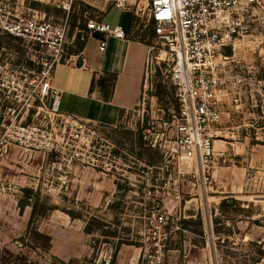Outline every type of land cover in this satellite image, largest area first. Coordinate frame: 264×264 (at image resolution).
I'll return each instance as SVG.
<instances>
[{
	"label": "rangeland",
	"instance_id": "obj_1",
	"mask_svg": "<svg viewBox=\"0 0 264 264\" xmlns=\"http://www.w3.org/2000/svg\"><path fill=\"white\" fill-rule=\"evenodd\" d=\"M61 1L0 0V23L66 21L62 56L73 59L83 50L76 40L93 46L87 19L114 4L74 0L66 11ZM132 32L154 44L145 17ZM41 57L0 27V264H110L114 253L112 264H264V0L224 66L220 134L206 165L173 142L163 61L153 60L137 104L114 125L86 121L80 133L39 96ZM21 124L39 131L19 145L9 134Z\"/></svg>",
	"mask_w": 264,
	"mask_h": 264
},
{
	"label": "built area",
	"instance_id": "obj_2",
	"mask_svg": "<svg viewBox=\"0 0 264 264\" xmlns=\"http://www.w3.org/2000/svg\"><path fill=\"white\" fill-rule=\"evenodd\" d=\"M74 0H62L60 6L68 11ZM114 5L130 10L135 19L145 17L151 22L154 44L147 43L144 81L151 71L153 60L168 67V82L176 104L171 121L173 142L181 152L193 153L201 165L213 156V143L220 134V96L222 73L228 60L224 52L233 47L245 32V17L257 0H112ZM9 34L31 40L42 54L36 69L38 93L49 99L51 112L69 119L80 133L86 121L59 110L60 92L51 84L54 67L61 62L77 63V57L65 60L62 56L67 24L41 17H18L0 23ZM134 27V26H133ZM89 36H98V50L105 48V37L129 38L121 25L89 18L84 24ZM39 131L36 125H18L10 132L16 144L25 143L28 134ZM94 132V131H91ZM92 133H90L91 135ZM88 135V136H90ZM75 149L70 157H77ZM53 168V165H52ZM56 168L62 169L59 162ZM66 176V175H64ZM65 182V179H62Z\"/></svg>",
	"mask_w": 264,
	"mask_h": 264
},
{
	"label": "crops",
	"instance_id": "obj_3",
	"mask_svg": "<svg viewBox=\"0 0 264 264\" xmlns=\"http://www.w3.org/2000/svg\"><path fill=\"white\" fill-rule=\"evenodd\" d=\"M133 13L117 5L103 16L111 24L121 25L130 34ZM98 36L89 37L77 59L81 65L69 62L58 63L53 70L51 84L60 92V110L78 119L114 125L120 110L133 108L141 95L147 44L135 39L105 37L104 50H98ZM89 40V39H88ZM87 40V41H88ZM105 72L116 74L111 97L104 100L98 81Z\"/></svg>",
	"mask_w": 264,
	"mask_h": 264
},
{
	"label": "trees",
	"instance_id": "obj_4",
	"mask_svg": "<svg viewBox=\"0 0 264 264\" xmlns=\"http://www.w3.org/2000/svg\"><path fill=\"white\" fill-rule=\"evenodd\" d=\"M134 21H135V17L133 16L132 17V23H131V29L134 26ZM135 39L147 44V42L144 41L143 39H140V38H135ZM76 43H78V51H81L83 49V46H84V41L79 43L78 40H76ZM224 52L227 55H230V48H226ZM156 73L158 74L159 72L156 70ZM115 78H116V74L111 73V72H105L104 76L99 78L98 86H99L101 96L104 100H108L111 97ZM159 95H160V92L157 91L155 93V96H159ZM175 109H176V104H175ZM122 113H123V110H120L119 117L121 116ZM138 143H139V146H142L143 141L141 140V137L138 138ZM148 164L154 165L153 161H148ZM115 254L116 253H114L112 255V259H111L110 264H112V262H114Z\"/></svg>",
	"mask_w": 264,
	"mask_h": 264
},
{
	"label": "water",
	"instance_id": "obj_5",
	"mask_svg": "<svg viewBox=\"0 0 264 264\" xmlns=\"http://www.w3.org/2000/svg\"><path fill=\"white\" fill-rule=\"evenodd\" d=\"M77 64L81 65V58L80 57L77 59Z\"/></svg>",
	"mask_w": 264,
	"mask_h": 264
}]
</instances>
